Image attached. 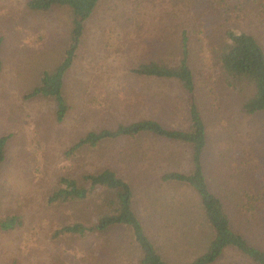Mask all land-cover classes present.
Returning a JSON list of instances; mask_svg holds the SVG:
<instances>
[{
    "label": "rangeland",
    "instance_id": "1",
    "mask_svg": "<svg viewBox=\"0 0 264 264\" xmlns=\"http://www.w3.org/2000/svg\"><path fill=\"white\" fill-rule=\"evenodd\" d=\"M27 1L0 0V136H8L0 163V220L14 215L19 223L0 227V264H140L129 230L52 236L64 223H85L84 214L86 224L93 223L98 213L99 189L80 202L50 201L61 178L83 182L82 174L105 168L131 183L134 213L166 261L182 264L201 253L200 239L191 233L196 227L189 229L179 205L186 199L192 205L195 194L160 180L165 172L188 170V146L146 134L66 153L90 131L139 119L184 128L179 81L130 71L149 60L175 65L183 37L206 127L208 184L235 227L264 250V112L243 111L251 89L235 92L225 85L210 56L228 28L251 34L264 48V0H99L63 79L67 107L60 119L53 98L30 92L64 57L70 11L30 10ZM248 193L251 210H245ZM214 264L252 263L226 250Z\"/></svg>",
    "mask_w": 264,
    "mask_h": 264
},
{
    "label": "trees",
    "instance_id": "2",
    "mask_svg": "<svg viewBox=\"0 0 264 264\" xmlns=\"http://www.w3.org/2000/svg\"><path fill=\"white\" fill-rule=\"evenodd\" d=\"M99 0H28L30 10H47L53 6L66 7L70 11L71 27L69 41L64 57L53 71L43 72L38 84L31 90L30 96L51 97L58 107L57 116L60 119L67 105L63 95V79L75 58V52L83 34L86 20L96 8ZM186 38L182 39L181 55L178 62L170 66L149 60L132 67L130 71L142 77L175 79L179 81L184 93L186 105L184 128H168L152 118H144L125 124H118L115 129H100L90 131L80 137L68 150L71 155L85 148H96L107 139L127 137L135 139L141 135H152L170 142L182 143L190 148V166L185 172L169 171L160 176L167 183L179 182L190 189L194 195L192 205L186 199L180 206L188 217L189 229L196 227L201 253L191 261L182 264H214L226 250L235 251L247 258L252 264H264V250L252 243L235 227L234 220L220 196L214 193L208 184L206 166L203 163L204 151L207 145L205 123L195 99V77L188 63ZM1 43V42H0ZM215 71H220L225 85L235 92L248 88L251 93L243 101L242 109L247 114L264 112V48L258 40L249 33L224 30L223 42L215 47L210 54ZM210 67V65H209ZM211 68V67H210ZM212 70V69H211ZM8 136H0V163L4 160L5 144ZM125 164L130 163L127 158ZM132 165V163H131ZM134 166L135 163L133 164ZM142 165V163H140ZM139 167V166H138ZM83 182L73 177H63L61 186L54 191L50 201L80 202L92 196L97 191L96 201L98 213L93 223L74 221L64 223L52 233L53 237L67 234L84 238L89 233L130 231V239L136 243L140 253V264H176L166 261L158 251V246L150 241L132 206L131 183L116 170L105 168L97 173H84ZM248 202L245 210H251L254 197L246 194ZM197 200V202H195ZM80 215V214H79ZM81 217V216H80ZM16 216L0 220L1 229L7 230L19 223L14 222ZM18 218V216H17ZM193 221V223L191 222ZM90 222V221H89ZM134 245V243H133Z\"/></svg>",
    "mask_w": 264,
    "mask_h": 264
}]
</instances>
